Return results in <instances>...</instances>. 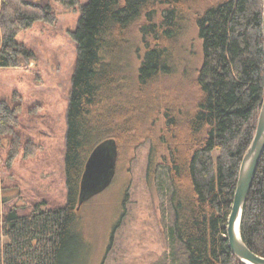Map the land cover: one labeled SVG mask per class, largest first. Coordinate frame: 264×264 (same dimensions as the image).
<instances>
[{"label": "trees", "instance_id": "16d2710c", "mask_svg": "<svg viewBox=\"0 0 264 264\" xmlns=\"http://www.w3.org/2000/svg\"><path fill=\"white\" fill-rule=\"evenodd\" d=\"M54 1L81 2L0 0V67L35 58L17 35L36 21L54 22ZM263 8V0H89L71 32L79 62L68 111L69 202L5 212L0 179V264L67 262L76 243L86 162L108 140L116 141L119 161L150 143L149 175L166 168L171 191L164 209L172 219L167 228L173 262L248 264L231 250L226 227L264 101ZM191 26L203 42V57L192 53L184 60ZM170 76L196 91L194 103L171 84L156 88L160 78ZM21 110V102L0 98V175L3 139L9 163L22 149L31 156L40 148L34 140L23 142L17 131ZM262 156L241 227L249 247L264 255ZM161 261L157 264L169 263Z\"/></svg>", "mask_w": 264, "mask_h": 264}, {"label": "rangeland", "instance_id": "374dc122", "mask_svg": "<svg viewBox=\"0 0 264 264\" xmlns=\"http://www.w3.org/2000/svg\"><path fill=\"white\" fill-rule=\"evenodd\" d=\"M80 1L73 6L54 1V22L36 21L17 35L34 50L35 58L18 67H0V98L11 105L22 103L16 129L23 142L34 140L40 146L31 156L22 149L9 163L8 139L2 140L0 179L5 212L15 209L24 214L39 202L51 208L69 202L68 111L79 62L78 43L71 32L89 0ZM198 33L191 26L186 34L184 60L191 59L192 53L203 57ZM170 84L188 103L195 102L196 91L176 76L160 78L155 86ZM149 147L150 143H144L128 152L109 171L103 167L115 161V143L102 147V159L94 158L92 170L86 174L85 203L74 222L76 243L64 264H157L167 259L168 264H179L172 261L167 228L172 219L164 209L166 194L171 191L168 172L162 166L156 175L148 176Z\"/></svg>", "mask_w": 264, "mask_h": 264}, {"label": "water", "instance_id": "95a60500", "mask_svg": "<svg viewBox=\"0 0 264 264\" xmlns=\"http://www.w3.org/2000/svg\"><path fill=\"white\" fill-rule=\"evenodd\" d=\"M264 5V0H263ZM263 21H262V28L264 33V8H263ZM261 112L258 118L257 128L255 130V135L251 143L249 144V148L243 155V160L240 166V172L238 176V184L235 190V195L233 199V206L232 210L229 214L228 224H227V237L230 241L231 250L245 263L248 264H264V255L258 254L254 250H252L249 245L246 243L245 239H243L242 235V213L245 207V202L249 195V191L253 185L254 177L257 172V167L262 159V155L264 153V101L261 105ZM115 143V161L112 164L108 165L107 167L104 165L103 168L106 170H110L111 168H115L117 163L116 160L118 159L119 151H117V144L114 140H108L103 142V144L97 146L91 153L88 161L86 162L85 170L82 174L81 180V190L79 194V205L78 210L82 207L83 203H85V187L84 185L89 180L86 179V174L92 170L93 167V160L95 157L102 159V147H107L109 143Z\"/></svg>", "mask_w": 264, "mask_h": 264}, {"label": "flooded vegetation", "instance_id": "af4514ba", "mask_svg": "<svg viewBox=\"0 0 264 264\" xmlns=\"http://www.w3.org/2000/svg\"><path fill=\"white\" fill-rule=\"evenodd\" d=\"M117 161H118V159H117ZM148 176H150L149 174H148ZM79 205V204H78ZM77 210H78V207H77Z\"/></svg>", "mask_w": 264, "mask_h": 264}]
</instances>
